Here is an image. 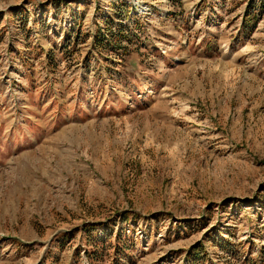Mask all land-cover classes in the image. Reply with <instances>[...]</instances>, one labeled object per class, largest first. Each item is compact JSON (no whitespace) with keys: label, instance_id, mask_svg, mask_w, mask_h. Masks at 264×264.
I'll list each match as a JSON object with an SVG mask.
<instances>
[{"label":"rangeland","instance_id":"1","mask_svg":"<svg viewBox=\"0 0 264 264\" xmlns=\"http://www.w3.org/2000/svg\"><path fill=\"white\" fill-rule=\"evenodd\" d=\"M0 264H264V0H0Z\"/></svg>","mask_w":264,"mask_h":264}]
</instances>
